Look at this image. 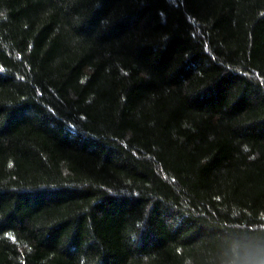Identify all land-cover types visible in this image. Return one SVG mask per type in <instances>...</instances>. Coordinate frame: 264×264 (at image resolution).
Wrapping results in <instances>:
<instances>
[{"label":"trees","instance_id":"obj_1","mask_svg":"<svg viewBox=\"0 0 264 264\" xmlns=\"http://www.w3.org/2000/svg\"><path fill=\"white\" fill-rule=\"evenodd\" d=\"M262 249L264 0H0V264Z\"/></svg>","mask_w":264,"mask_h":264},{"label":"clouds","instance_id":"obj_2","mask_svg":"<svg viewBox=\"0 0 264 264\" xmlns=\"http://www.w3.org/2000/svg\"><path fill=\"white\" fill-rule=\"evenodd\" d=\"M243 264H264V249L256 257L245 260Z\"/></svg>","mask_w":264,"mask_h":264}]
</instances>
